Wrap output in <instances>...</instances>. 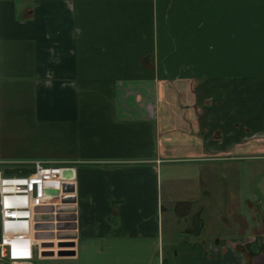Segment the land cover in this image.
Masks as SVG:
<instances>
[{"label": "crops", "instance_id": "crops-1", "mask_svg": "<svg viewBox=\"0 0 264 264\" xmlns=\"http://www.w3.org/2000/svg\"><path fill=\"white\" fill-rule=\"evenodd\" d=\"M257 151L264 0H0V170L76 168L74 254L45 258L264 264L256 225L206 224L209 170Z\"/></svg>", "mask_w": 264, "mask_h": 264}, {"label": "rangeland", "instance_id": "rangeland-1", "mask_svg": "<svg viewBox=\"0 0 264 264\" xmlns=\"http://www.w3.org/2000/svg\"><path fill=\"white\" fill-rule=\"evenodd\" d=\"M21 166L29 167L23 164ZM212 172L213 170H209L207 183L210 182L211 187L215 188V190H213L212 201L210 200L209 207L213 209L216 207V210L223 212H211L210 217L206 218L207 226L224 224L222 220L224 217L222 215L227 216L228 221H232L233 223L232 216H235V221L242 231L248 230L246 225L250 223L251 226L256 225V236L262 237L264 234V212H255L256 217L252 219L254 212L251 209L257 207L256 209L260 208L264 210V178L261 175L264 173V151H257L246 154V156H241L226 163L223 171ZM174 176H177V173ZM212 183L215 184V187ZM178 191L182 193L180 190ZM248 196H250L253 202L250 200L246 201ZM214 197L215 200L213 199ZM234 197L239 198V206L236 207L234 205L233 212H226L225 205L230 203L231 198ZM259 199H261V203ZM255 202H259L260 206H255ZM73 206L74 204L70 200H65L54 201L36 209L34 235L41 242L42 249H52L54 252L53 254H40L44 256L41 257L38 254L39 249L36 250L34 256L36 264H57L59 262L58 258L48 259L45 257L72 255L68 252L59 254L58 250L74 249L73 242L76 233L74 223L75 210ZM226 209H228V205ZM43 241H46L44 245H42Z\"/></svg>", "mask_w": 264, "mask_h": 264}, {"label": "built area", "instance_id": "built-area-1", "mask_svg": "<svg viewBox=\"0 0 264 264\" xmlns=\"http://www.w3.org/2000/svg\"><path fill=\"white\" fill-rule=\"evenodd\" d=\"M30 164L24 173L0 170V264H34L35 250H42L34 235L36 209L74 193L63 188L75 183L74 165L41 158Z\"/></svg>", "mask_w": 264, "mask_h": 264}, {"label": "water", "instance_id": "water-1", "mask_svg": "<svg viewBox=\"0 0 264 264\" xmlns=\"http://www.w3.org/2000/svg\"><path fill=\"white\" fill-rule=\"evenodd\" d=\"M63 188H64V190H72L73 189V183L72 182H66V183H64V185H63ZM75 199V196L73 195V194H64L63 195V197H62V200H70V201H73ZM44 242H46V241H43L42 242V245H44ZM69 253V254H74V249H72V250H63V249H60V250H58V253L59 254H62V253ZM53 254L54 252H53V250L52 249H50V250H48V249H42L41 251H40V254H42V255H44V254Z\"/></svg>", "mask_w": 264, "mask_h": 264}, {"label": "flooded vegetation", "instance_id": "flooded-vegetation-1", "mask_svg": "<svg viewBox=\"0 0 264 264\" xmlns=\"http://www.w3.org/2000/svg\"><path fill=\"white\" fill-rule=\"evenodd\" d=\"M261 203V202H260ZM260 203L258 202V203H256V206L258 205V206H260ZM257 208V207H256ZM256 208H254L253 209V212H264V210L263 209H256ZM256 238H257V242H258V244L259 245H261L262 246V251L264 252V235L262 236V237H257L256 236Z\"/></svg>", "mask_w": 264, "mask_h": 264}]
</instances>
